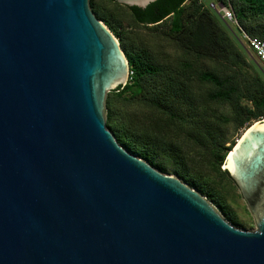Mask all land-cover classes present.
Listing matches in <instances>:
<instances>
[{"label": "water", "instance_id": "95a60500", "mask_svg": "<svg viewBox=\"0 0 264 264\" xmlns=\"http://www.w3.org/2000/svg\"><path fill=\"white\" fill-rule=\"evenodd\" d=\"M128 78L89 0H0V264H264V120L222 168L244 231L117 143L106 97Z\"/></svg>", "mask_w": 264, "mask_h": 264}, {"label": "trees", "instance_id": "16d2710c", "mask_svg": "<svg viewBox=\"0 0 264 264\" xmlns=\"http://www.w3.org/2000/svg\"><path fill=\"white\" fill-rule=\"evenodd\" d=\"M213 1L229 8L248 36L264 41V0ZM89 5L119 41L131 72L124 87L107 94L105 127L127 152L173 172L241 228L230 206L187 171L200 160L237 189L222 170L237 143L229 126L247 130L264 120V79L246 61L237 35L201 0H158L144 10L112 0ZM206 61L218 69L205 68ZM222 106L231 114L221 113Z\"/></svg>", "mask_w": 264, "mask_h": 264}, {"label": "rangeland", "instance_id": "374dc122", "mask_svg": "<svg viewBox=\"0 0 264 264\" xmlns=\"http://www.w3.org/2000/svg\"><path fill=\"white\" fill-rule=\"evenodd\" d=\"M201 2L205 6H208L211 3L216 4L213 0H201ZM228 28L233 31V33L235 32L238 37H240V35L232 25H228ZM245 57L246 61L253 67V70L256 71L264 79V72L261 71L262 69L264 71V68L261 65L257 64L252 58H250L247 53H245ZM253 64L256 65L254 66ZM203 66L209 69H218L217 63L213 61H206L203 63ZM131 109L132 112H135L137 114L140 113V109L136 106H133ZM218 110L221 113L227 115L231 114L229 106L219 107ZM245 130L246 127H243L240 128L238 131H234V125H230L228 131L231 135V141L238 142V140H240V138L245 133ZM198 156L199 155L195 156V158L198 159ZM196 161L197 162L195 164H188V173L192 175L195 179H197L199 183L209 186L211 191L215 194L217 198L223 200L225 204L230 206L237 219L242 224V227L239 229L244 231H254L255 224L253 218L250 215L244 200L241 198L238 189L232 188L231 185L226 183L225 180H219L218 177H214L213 172L208 167L204 166L203 163L199 162L200 160ZM168 175L177 177L173 172L169 173Z\"/></svg>", "mask_w": 264, "mask_h": 264}, {"label": "built area", "instance_id": "2783aa9c", "mask_svg": "<svg viewBox=\"0 0 264 264\" xmlns=\"http://www.w3.org/2000/svg\"><path fill=\"white\" fill-rule=\"evenodd\" d=\"M209 7L219 16L223 22L228 25H232L236 29L240 35V37L235 36L237 41L240 43L249 57L264 68V41L255 37H250L244 31H242L229 8L220 4H217L216 6V4L213 3H211ZM231 33L233 34V31H231ZM130 75L131 72H129V76Z\"/></svg>", "mask_w": 264, "mask_h": 264}, {"label": "bare ground", "instance_id": "6f19581e", "mask_svg": "<svg viewBox=\"0 0 264 264\" xmlns=\"http://www.w3.org/2000/svg\"><path fill=\"white\" fill-rule=\"evenodd\" d=\"M244 135V134H243ZM239 141V140H238Z\"/></svg>", "mask_w": 264, "mask_h": 264}]
</instances>
